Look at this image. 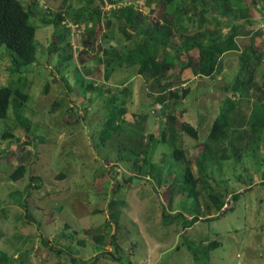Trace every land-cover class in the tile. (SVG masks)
<instances>
[{
  "label": "rangeland",
  "instance_id": "obj_1",
  "mask_svg": "<svg viewBox=\"0 0 264 264\" xmlns=\"http://www.w3.org/2000/svg\"><path fill=\"white\" fill-rule=\"evenodd\" d=\"M27 1L36 26L35 61L13 72L0 49V86L27 95L0 119V250L11 264H72L70 256L89 261L96 254L101 257L95 264H264V138L260 164H254L249 154L258 129L239 121L264 101V0L260 12L253 0H206L211 12L192 0ZM224 4L234 10L226 14L229 21L221 16ZM126 6L144 23L137 32L148 31L149 21L162 26L168 35L158 37L155 58L171 57L173 68L159 73L150 65L140 73L139 64L124 61L141 39L122 17ZM90 11L98 18L88 20ZM231 20L237 24L236 49L219 54L211 76L199 75L198 49L185 47L199 33L232 32ZM250 43L255 53L241 72V54ZM239 76L253 81L243 97L230 90ZM87 85L95 90L83 91ZM227 97L237 102L233 131L205 148ZM183 121L197 128L198 138L181 131ZM104 127L111 136L102 142ZM162 131L183 149L185 160L174 159L173 147L159 142ZM232 145L242 155L221 159ZM145 152L159 166L151 180L142 165ZM19 164L25 174L13 181L9 174ZM140 165L144 180L120 183ZM186 166L197 178L196 200L181 188ZM213 194L223 202L219 210ZM111 211L121 220L118 226ZM181 215L199 219L185 225ZM96 234L104 244L94 243ZM212 241L219 244L214 249Z\"/></svg>",
  "mask_w": 264,
  "mask_h": 264
},
{
  "label": "trees",
  "instance_id": "obj_2",
  "mask_svg": "<svg viewBox=\"0 0 264 264\" xmlns=\"http://www.w3.org/2000/svg\"><path fill=\"white\" fill-rule=\"evenodd\" d=\"M94 0H87V3H90ZM170 1V0H169ZM193 2L199 4V6L204 8L205 11L211 12V8L209 3L206 0H192ZM259 1L261 0H253L252 1V8L254 11L260 12L261 8L259 6ZM263 1V0H262ZM240 10V7L239 9ZM122 17L126 18V25L132 27L134 29L135 34L141 36V39L137 42V50H141L144 43L145 48L144 51L141 53H137L135 55V49H128L125 54H123V59L128 65L132 64H139L140 66V73L146 72L147 68L151 65L155 68V72L161 73L167 69L173 68L174 63L171 57L166 56L165 54L162 55L163 58L161 61L156 60L155 54L157 49L162 45L161 41H159V36H167L168 34H162L161 32V25L158 22H151L149 21L148 24L150 25L147 29L148 31L137 32L136 29L142 28L143 24L139 23L140 19H138L132 10L131 6H126L125 9L122 10ZM189 10L183 8L182 13L186 14ZM234 10L224 4L222 7L221 16L223 17L224 21H229L227 19V15L229 13H233ZM239 12V11H238ZM33 4L28 2L27 0H0V49L2 53L8 56L11 60V64L9 68L13 72H23L24 69L31 65L36 59V49H37V40H36V26L30 22V18L33 16ZM190 13V12H189ZM196 10L193 11V15H196ZM245 15L243 10L242 17ZM78 17V15H76ZM220 16V17H221ZM98 18V12L90 11V15L88 20H93ZM58 19H61V16H58ZM142 20V19H141ZM78 21V20H77ZM144 22V20H142ZM245 21H248L247 19ZM46 24L52 23L50 20H44ZM234 20H231L230 23L232 24L231 30L232 32H228L227 34H219L218 36H209L205 37L203 34L199 33L197 38L193 39L192 44H189L185 47L187 50L191 49H198L197 54V72L201 76H211L215 70L217 64V58L219 54H222L226 51L234 50L237 47L236 41L234 40L236 25ZM167 38V37H166ZM250 50H245L241 54V67L240 71L248 65L250 61V52L255 53V50L252 46V43L249 44ZM135 52V53H134ZM2 53L0 55H2ZM167 65L164 67V65ZM162 65V66H161ZM160 70V71H159ZM20 80V79H19ZM252 77H241L239 76L234 84L231 86L230 90L237 92L239 97H243L248 90V87L252 84ZM95 88L92 86H85L83 91H94ZM189 92V88H183L181 97H184ZM262 92L264 93V84L262 88ZM173 96L175 99L179 98V95L176 92H171L170 96ZM27 95L20 90L19 88H13L11 85L7 86H0V119H5L7 117V112L10 104L12 102L17 101L18 99L21 101H25ZM160 99L162 97H159ZM237 102L229 97L225 98L219 115L213 120L208 133H207V141L204 142V147H209V142L218 143L222 140L229 137V133H232V127L237 119H234L233 112L237 108ZM118 103L115 101L112 102L110 107L116 106ZM240 118L239 121L242 124L246 123L252 126L257 127V135L253 139V144L251 146V152L249 157L251 158L254 164H260L258 161L257 154L260 149L259 143L261 139L264 138V101L259 103L255 102L254 109L251 111L250 116L248 118ZM244 122V123H243ZM181 131L188 134L190 137L198 138V130L193 124L187 121H183L180 125ZM232 130V131H231ZM239 133V132H238ZM3 137L7 138L11 136V133L4 132L2 134ZM99 136L102 142H105L111 136V130L108 127H104L99 131ZM159 142L163 145H170L172 148V156L176 160H185V154L183 149L176 145V141L169 138L167 131H162L160 134ZM232 144V143H231ZM232 145L230 148L226 150V153L221 155V159H234L237 160L242 154H235L236 150H234ZM207 150V149H206ZM237 153V152H236ZM205 157V156H204ZM128 160V159H126ZM156 160H152L151 154L149 152H145V155L142 160V165H146L148 167L149 179H154L155 172L158 170V165L156 164ZM203 168V166H202ZM141 165L137 168L136 173L133 175L128 176L127 178L120 179V183L123 182H130L134 178H141L144 180V177L141 175ZM25 174V165L19 164L12 172L9 174V177L13 181H18L23 178ZM160 182V180L158 181ZM264 184V180H262ZM197 185V178L191 173V170L188 166L184 168L183 178L181 180V188L183 192H185L191 200H196L198 193L196 190ZM17 195V194H16ZM233 199H237L239 197V192L231 194ZM215 207L219 210L222 207L223 202L219 199V197L215 194L210 196ZM21 197L19 196V201ZM224 213V212H223ZM163 214H166L163 209ZM223 215V214H222ZM167 216V215H165ZM110 217L119 225L121 221L120 218L115 217V213L112 211L110 212ZM169 217V216H168ZM199 218L197 216H193L189 221H187L184 216L181 215V221L185 225H190L196 222ZM215 218H211L214 220ZM173 218L169 217V222L172 221ZM116 236H113L114 245L118 246L115 243ZM103 235L96 234L93 235L94 243L97 245H102L103 243ZM82 244L83 241H80ZM217 241L210 242L211 249H214L218 246ZM63 251V250H58ZM124 252V250H123ZM122 256V255H121ZM101 257L100 254L94 255L92 260L83 261L79 257L70 256L69 261L72 264H95L98 259ZM112 257V256H111ZM113 259L120 261L121 257H112ZM122 258H124L122 256ZM11 256L4 251L0 250V264H11ZM121 262V261H120Z\"/></svg>",
  "mask_w": 264,
  "mask_h": 264
}]
</instances>
